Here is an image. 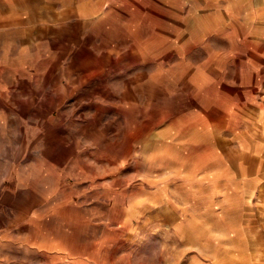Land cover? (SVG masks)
Listing matches in <instances>:
<instances>
[{
	"label": "rangeland",
	"instance_id": "374dc122",
	"mask_svg": "<svg viewBox=\"0 0 264 264\" xmlns=\"http://www.w3.org/2000/svg\"><path fill=\"white\" fill-rule=\"evenodd\" d=\"M242 1L0 0V264H264L224 189Z\"/></svg>",
	"mask_w": 264,
	"mask_h": 264
},
{
	"label": "crops",
	"instance_id": "0c3cea01",
	"mask_svg": "<svg viewBox=\"0 0 264 264\" xmlns=\"http://www.w3.org/2000/svg\"><path fill=\"white\" fill-rule=\"evenodd\" d=\"M242 2L239 3L242 19L252 22L251 29L246 35H237L240 41L226 57L227 65L232 62L240 71L236 78L225 76L221 80L226 93L222 90L224 113L219 117L223 132L236 149L233 163L238 169L236 186L232 183L228 188L227 184L224 189L235 190L237 226L264 236V0ZM221 5L222 15L237 20L238 14L234 13L230 0H221ZM235 38L236 35L231 39ZM248 69H252L251 76ZM246 165H251V171L246 170ZM250 245L255 247V242Z\"/></svg>",
	"mask_w": 264,
	"mask_h": 264
}]
</instances>
